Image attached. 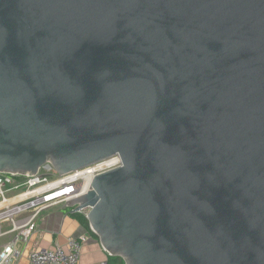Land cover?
<instances>
[{
  "label": "water",
  "instance_id": "water-1",
  "mask_svg": "<svg viewBox=\"0 0 264 264\" xmlns=\"http://www.w3.org/2000/svg\"><path fill=\"white\" fill-rule=\"evenodd\" d=\"M67 205L125 264H264V0H0V171L113 155Z\"/></svg>",
  "mask_w": 264,
  "mask_h": 264
},
{
  "label": "built area",
  "instance_id": "built-area-1",
  "mask_svg": "<svg viewBox=\"0 0 264 264\" xmlns=\"http://www.w3.org/2000/svg\"><path fill=\"white\" fill-rule=\"evenodd\" d=\"M120 165L116 154L63 174L49 162L29 175L0 171V264H16L24 254L30 264H80L87 235L67 236L64 245L54 248H29L30 238L43 212L84 196L96 175ZM88 211L73 212L87 218Z\"/></svg>",
  "mask_w": 264,
  "mask_h": 264
},
{
  "label": "crops",
  "instance_id": "crops-1",
  "mask_svg": "<svg viewBox=\"0 0 264 264\" xmlns=\"http://www.w3.org/2000/svg\"><path fill=\"white\" fill-rule=\"evenodd\" d=\"M70 205L60 204L43 212L37 221V229L29 241L31 247L54 248L56 244L64 245L67 236L87 235L83 246L80 264H100L107 260L108 264H116L118 256L110 255L102 246L99 237L89 228L84 227ZM81 214V213H79ZM16 264H30L24 254Z\"/></svg>",
  "mask_w": 264,
  "mask_h": 264
},
{
  "label": "trees",
  "instance_id": "trees-1",
  "mask_svg": "<svg viewBox=\"0 0 264 264\" xmlns=\"http://www.w3.org/2000/svg\"><path fill=\"white\" fill-rule=\"evenodd\" d=\"M75 216L78 218V220L80 221V223L86 227V228H89L90 229V226H89V222L87 220V218L83 215V214H75Z\"/></svg>",
  "mask_w": 264,
  "mask_h": 264
},
{
  "label": "rangeland",
  "instance_id": "rangeland-1",
  "mask_svg": "<svg viewBox=\"0 0 264 264\" xmlns=\"http://www.w3.org/2000/svg\"><path fill=\"white\" fill-rule=\"evenodd\" d=\"M116 264H125V262L121 257H117Z\"/></svg>",
  "mask_w": 264,
  "mask_h": 264
}]
</instances>
